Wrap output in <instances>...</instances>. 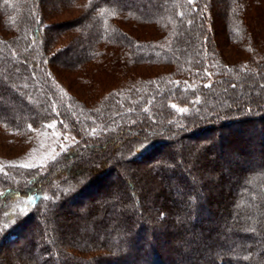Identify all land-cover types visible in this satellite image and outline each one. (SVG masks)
Wrapping results in <instances>:
<instances>
[{"label":"trees","instance_id":"1","mask_svg":"<svg viewBox=\"0 0 264 264\" xmlns=\"http://www.w3.org/2000/svg\"><path fill=\"white\" fill-rule=\"evenodd\" d=\"M219 1L53 0L76 13L48 21V0H0V129L74 138L44 167L0 170V251L16 246L0 264H264V0ZM60 70L123 77L85 102ZM116 156L141 163L138 191ZM115 180L110 225L59 231L63 209Z\"/></svg>","mask_w":264,"mask_h":264},{"label":"rangeland","instance_id":"2","mask_svg":"<svg viewBox=\"0 0 264 264\" xmlns=\"http://www.w3.org/2000/svg\"><path fill=\"white\" fill-rule=\"evenodd\" d=\"M48 4L46 5L47 9V20L48 21H61L65 20L66 18H69L73 15H75L76 10L75 9H69L67 11H56V8L51 6L53 0H48ZM222 1L220 0L217 4V7L219 9V12L222 13ZM217 23H220V20L217 18ZM141 28V29H140ZM148 27L144 28L143 26H139V29L137 28L136 33L147 32ZM216 33V40L220 41L221 35H223V31L220 32L217 29L215 31ZM144 35V34H143ZM264 36V34H263ZM222 52L227 53L225 56L228 59H234V56L236 55L234 50L227 45V43L224 44V46L221 48ZM69 53H71V49H69ZM58 75V79L60 82L64 84V86L72 93L77 95L79 98L83 99L85 102H91L93 101L98 95L103 94L106 92V90L112 88L113 86L117 85L119 82H121L123 75L118 74H112V76H109L105 73H98L95 74V79H97L96 83H85L82 78H80V74L76 70H60ZM147 73V72H146ZM82 75V74H81ZM144 75H150L149 73ZM90 76V75H88ZM87 76V77H88ZM88 82V81H87ZM100 82V83H99ZM197 143H201V141L207 140L203 138L196 139ZM74 141V138L71 137L69 134L61 133L53 123L48 124L43 129H38L33 131L29 136L27 137H19L18 135H15L13 133H5L0 129V170L4 169L6 166L9 165H23V166H45L50 160H52L54 157H56L61 151H63L69 144H71ZM157 154V153H156ZM162 153L158 154V157L161 156ZM112 155L108 156L106 158V161H113V158H111ZM100 158V157H99ZM111 158V159H110ZM101 159V158H100ZM99 159V160H100ZM116 160L119 161V169L122 170V172L126 171L125 177L129 175L130 180L133 182L135 188L138 186V181L140 182V175H137L136 172L139 171V167L141 163H129L127 161H124L122 157L116 156ZM201 163V160H198V158L195 160V165L198 166ZM124 167V168H123ZM212 171L210 174L212 176H209L208 173L206 177H210L212 179V183L217 184L218 187L222 186V193L227 194L226 192H230L229 190L225 189V185L228 184V182L231 181L232 177L230 173L222 172V168L219 167H212ZM222 172V176L219 177L218 175ZM150 173V172H149ZM144 174V173H143ZM151 174V173H150ZM123 176V177H124ZM149 175L146 173L144 174V180L145 184L149 186L150 188L153 186L154 188H157L158 185L155 182L156 178L148 177ZM117 179V178H116ZM138 180V181H136ZM118 180H115L110 186L105 187L104 189H101L100 193L97 195H92L90 198L84 199L81 201V203H75L71 205V211L67 209H63L61 214L58 215L57 220L62 224V227L59 229L62 230L65 236L69 234L70 230H79V228L82 225V220L84 218L79 219L81 216L88 215L90 217H94L96 221H94L92 227L93 228H104L111 224L110 219H105L103 216L105 215V207H101L103 205L104 201H108L109 198H116L120 194V190H122L120 187H117ZM115 189V190H114ZM135 190L138 191V188ZM150 197V196H149ZM95 201V202H94ZM91 206L93 207L91 209ZM218 209H225L227 208V205H223V203H218L217 205ZM101 209L103 212H101ZM107 209V208H106ZM79 215V216H78ZM54 227V225H53ZM76 238L71 237V240H75ZM22 241H20L19 244H21ZM6 250H16V246H10L8 249H4L0 251L1 256L6 255ZM3 253L5 255H3ZM8 254V253H7ZM8 256V255H7ZM9 256H12V253H9Z\"/></svg>","mask_w":264,"mask_h":264}]
</instances>
